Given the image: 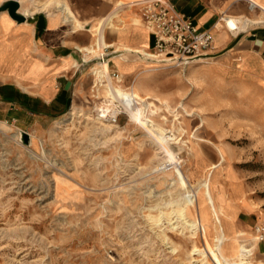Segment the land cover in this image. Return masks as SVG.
Returning a JSON list of instances; mask_svg holds the SVG:
<instances>
[{"label":"rangeland","instance_id":"rangeland-1","mask_svg":"<svg viewBox=\"0 0 264 264\" xmlns=\"http://www.w3.org/2000/svg\"><path fill=\"white\" fill-rule=\"evenodd\" d=\"M46 1L23 0V9ZM53 1L35 13L62 17ZM138 7L119 10L118 19L135 16L141 24ZM94 17L86 27L101 19ZM227 51L211 49L185 65L142 52L110 59L97 95V51L83 57L77 50L83 65L60 77L76 84L72 103L54 118L29 122V145L19 141L17 124L0 121V264H202L189 254L193 246L208 253L216 237L234 234L252 247L249 264H264L254 238L264 225V85ZM107 86L140 97L143 115L131 121L116 105L112 121ZM145 120L169 144L161 146ZM173 161L191 191L207 184L205 236L187 226L203 225L197 209L177 211L183 190Z\"/></svg>","mask_w":264,"mask_h":264},{"label":"crops","instance_id":"crops-1","mask_svg":"<svg viewBox=\"0 0 264 264\" xmlns=\"http://www.w3.org/2000/svg\"><path fill=\"white\" fill-rule=\"evenodd\" d=\"M6 1L0 0V5ZM15 1L20 6L18 12L26 17L24 22L14 21L7 11L0 12V121L17 124L22 130L29 122L56 117L62 103L66 108L72 103L76 84L66 78L62 83L60 77L83 65L76 51L95 40L96 23L86 27L91 17L104 23V38L110 44L105 49L114 47L109 60H125L128 54H135L134 49L150 52L153 48V37L141 21L140 0H54L52 5L62 14L57 19L32 11L36 5L47 10L52 0L37 2L30 9H23V0ZM168 1L190 16L198 29L212 34L213 50L227 47V53L248 66L264 85V0ZM133 6H139L141 24L135 16L127 21L118 19L119 10ZM63 8L70 12L69 18L64 17ZM230 18L236 22L234 29L225 27ZM64 24L70 28L63 29ZM255 247L264 256V243Z\"/></svg>","mask_w":264,"mask_h":264},{"label":"bare ground","instance_id":"bare-ground-1","mask_svg":"<svg viewBox=\"0 0 264 264\" xmlns=\"http://www.w3.org/2000/svg\"><path fill=\"white\" fill-rule=\"evenodd\" d=\"M42 10L43 8L41 5H36L32 9V11H42ZM61 10L65 18L70 17V12L66 8H63ZM103 26H104L103 21L97 22L95 24L96 37L93 44H91L90 46H84L78 48V50L84 54L83 57L93 54L95 51H97V54H95V57L97 59L96 62L97 66L95 68H92V76L94 77V87H97V91H96L97 95L99 94V88L102 86L103 79L105 77V68L108 65V61H109V55L106 54L104 51L105 48L108 47L110 44H108L105 41L103 34ZM225 27L228 29H234L236 28V22L232 18L228 20L226 19ZM133 52L135 54H138L139 56H140V52H142L141 56H143L144 58H148L150 60L156 59V56L149 54V51L147 50L144 52L141 49H134ZM203 59H204L203 57H200L197 60H203ZM104 101L105 103L107 102L112 103L113 115L112 117L110 116L111 118L109 117L110 119H112V121L114 117L116 118V114H117V112L115 111L116 105L121 106L129 113V118L131 119V121L139 119L144 113V110L138 107V104L140 102V97L135 95L133 92H127L126 90H123L122 87L120 86H112V87L107 86L106 98H104ZM100 116L103 119H105L104 121L106 122L110 121L108 118L106 120V116H104V114H101ZM100 116L99 117L97 116L96 119L100 120L101 119ZM145 122L147 123L145 124V127H150L152 130L156 131L155 135L156 138L160 140L159 142L161 143V146L169 144V141L164 137V130L160 126L154 124L150 120H145ZM103 125L107 127L106 129L108 131L110 130L109 125L107 124H103ZM16 138H18V136ZM172 164H173L172 172L175 176V180L178 186L180 187V189L183 190L180 196V201L176 200L175 206L177 207V211L180 213V215H183L186 213V210H190L191 208L197 209L203 225L199 224L197 221H191L187 226L190 228L189 230L192 234H196V232L199 231L201 232L202 236H205L206 230L204 226L206 225L207 215H206V211L204 210V204L212 205V200L207 190V184L206 182H204L201 185L204 188L203 192H200L199 187H197L195 191H191L190 185L186 181V178L184 177V174L180 169V165H179L180 162L173 161ZM239 229L242 230L241 228ZM238 236H239L238 234L237 235L234 234V236L232 237H226V236H222V238L216 237L212 247L210 246L208 247L207 250L208 253L207 252L205 253L201 249H198L196 246H193L189 254L190 255L197 254L198 256H201V259L198 261H200L202 264H209L207 262L208 254L210 255L211 260L213 261V264H249L248 260L249 257L252 255V247H249L239 242L236 239V237ZM196 261L191 260L189 261V264L190 262H196Z\"/></svg>","mask_w":264,"mask_h":264},{"label":"built area","instance_id":"built-area-1","mask_svg":"<svg viewBox=\"0 0 264 264\" xmlns=\"http://www.w3.org/2000/svg\"><path fill=\"white\" fill-rule=\"evenodd\" d=\"M139 6L141 21L154 40L149 54L161 62L185 65L213 49L212 34L198 29L190 16L168 0H140ZM112 77L118 75L113 73ZM254 234L257 242L264 241V225L256 226Z\"/></svg>","mask_w":264,"mask_h":264},{"label":"water","instance_id":"water-1","mask_svg":"<svg viewBox=\"0 0 264 264\" xmlns=\"http://www.w3.org/2000/svg\"><path fill=\"white\" fill-rule=\"evenodd\" d=\"M19 3L15 0H8L0 5V12L2 11H7L8 15L16 22L21 23L26 20V17L22 14L19 13ZM231 47V46H230ZM70 106V101L67 103V107L69 108ZM20 132V137L19 141L21 144L27 146L30 143V137L29 134L26 131H19Z\"/></svg>","mask_w":264,"mask_h":264}]
</instances>
